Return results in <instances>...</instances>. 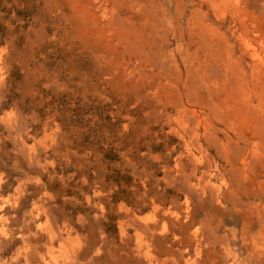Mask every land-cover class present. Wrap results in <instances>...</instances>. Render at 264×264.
Instances as JSON below:
<instances>
[{
  "label": "rangeland",
  "instance_id": "obj_1",
  "mask_svg": "<svg viewBox=\"0 0 264 264\" xmlns=\"http://www.w3.org/2000/svg\"><path fill=\"white\" fill-rule=\"evenodd\" d=\"M41 258L264 264V0H0V264Z\"/></svg>",
  "mask_w": 264,
  "mask_h": 264
},
{
  "label": "bare ground",
  "instance_id": "obj_2",
  "mask_svg": "<svg viewBox=\"0 0 264 264\" xmlns=\"http://www.w3.org/2000/svg\"><path fill=\"white\" fill-rule=\"evenodd\" d=\"M37 207V206H36ZM29 215V214H28ZM39 215V214H38ZM36 218H37V216H36ZM48 219V218H47ZM46 223V222H45ZM51 226V225H50ZM56 226V225H55ZM21 227V226H20ZM49 229V228H48ZM57 229H58V227H57ZM66 229V228H65ZM56 230V229H55ZM55 230H53V231H55ZM60 230V229H59ZM22 231V230H21ZM52 231V232H53ZM56 232V231H55ZM54 233V232H53ZM51 234V236L50 237H48V243H49V245H52L53 244V241L55 240V239H57V243H59V245L60 246H62V245H65V243H67V240H68V237L66 236V237H62L61 236V233H58V235H54V234ZM49 234V233H48ZM71 239V238H70ZM76 240V239H75ZM37 245V244H36ZM58 245V244H57ZM74 245H76L75 246V248L77 247V245H78V243L77 244H74ZM66 246V245H65ZM46 247V246H45ZM70 247H71V245H70ZM44 249V248H43ZM58 249V248H57ZM77 249V248H76ZM41 250V249H40ZM46 250V249H45ZM49 250H50V247H49ZM75 250V249H74ZM76 251V250H75ZM72 252V251H71ZM77 252V251H76ZM38 253V252H37ZM67 253H68V256L67 257H70V258H72L71 256H70V249L67 251ZM73 253V252H72ZM40 254V253H39ZM43 254V253H42ZM77 255H78V253H77ZM76 255V253L74 254L73 253V262H75V260H78V256ZM33 256H35L34 254H33ZM32 258V257H31ZM34 258L35 257H33V260H34ZM24 259V258H23ZM41 260H42V258H41ZM40 262H42V264H46V262L44 261V260H42V261H40ZM81 263V262H80ZM64 264H66V263H64ZM73 264H75V263H73ZM77 264V263H76Z\"/></svg>",
  "mask_w": 264,
  "mask_h": 264
}]
</instances>
